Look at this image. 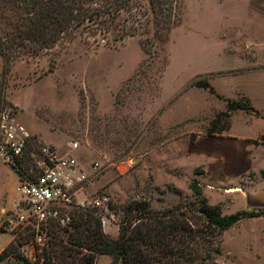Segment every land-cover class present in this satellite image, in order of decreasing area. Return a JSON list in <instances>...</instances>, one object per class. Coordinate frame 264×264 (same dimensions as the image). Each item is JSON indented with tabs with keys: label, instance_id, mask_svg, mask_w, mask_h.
<instances>
[{
	"label": "rangeland",
	"instance_id": "obj_1",
	"mask_svg": "<svg viewBox=\"0 0 264 264\" xmlns=\"http://www.w3.org/2000/svg\"><path fill=\"white\" fill-rule=\"evenodd\" d=\"M223 1L176 0L171 8L168 0L156 9L148 0H129L120 8L96 0L86 4L89 12L80 23L44 48L20 37L19 13L0 6V111H12L40 143L60 154L78 141L80 162L87 168L99 164L87 192L89 199L109 198L112 209L105 231L102 227L108 236L117 235L121 208L130 200L147 198L157 210L190 205L196 198L190 189L193 179L224 214L248 210L249 189L256 197L264 195V119H257L264 112L234 111L228 122L218 121L214 133L208 131L230 100L217 92L233 93L229 72H214L231 65L217 46L218 32L228 24ZM103 2L110 12L89 21L86 17L101 10ZM207 70L213 72L201 74ZM205 81L214 93L195 85ZM259 88H250L252 105L263 109ZM210 141L222 146L209 148ZM156 149H168L181 167L167 169L184 184L181 190L154 186L151 174L141 182V160L150 161ZM2 167L9 178L0 182V192H12L14 201V172ZM113 168L114 179L104 185L101 178ZM257 204L250 210L264 209ZM13 232L15 253L0 264H28L24 255L30 247L24 245L29 239ZM54 234V243L71 246L63 230ZM8 239L0 234V245ZM56 244L52 250L60 253ZM110 262L109 256L97 257V264ZM204 264H264V218H247L225 231L220 254Z\"/></svg>",
	"mask_w": 264,
	"mask_h": 264
},
{
	"label": "trees",
	"instance_id": "obj_2",
	"mask_svg": "<svg viewBox=\"0 0 264 264\" xmlns=\"http://www.w3.org/2000/svg\"><path fill=\"white\" fill-rule=\"evenodd\" d=\"M95 1L0 0V6L10 5L11 11L19 13L22 22L16 30L20 37L39 43L44 48L57 42L59 35L66 32L71 24L80 23L81 16L89 12L86 4ZM107 1H112L120 8L129 0ZM148 1L156 9L168 4V0ZM170 2L173 8L176 0ZM101 7V10H96L86 18L93 21L94 16L97 19L104 11L110 12V5L103 2ZM169 29L170 26L168 31ZM195 85L214 93L207 81L197 82ZM249 104L247 98L226 100V111L219 113L212 121L209 133L215 132L214 126L220 119L228 122L234 111L256 112ZM228 127L230 123L227 124ZM35 144L42 145L36 137ZM190 189L196 198L187 206L177 205L157 210L147 198L128 201L121 208L116 238L103 231L98 209H76L72 230L61 229L67 234V242L71 246L53 243L45 252L42 264H55L56 259L62 264H97L99 255L109 256L110 264H204L220 254L221 237L225 231L244 219L264 217L262 209L224 214L220 205L209 203L197 179L191 181ZM108 208L112 209L110 203ZM114 216L116 217L115 213ZM194 219L201 220V224ZM54 244L61 249L60 253L52 250ZM13 249L16 250V246L11 242L0 253V263L11 253H15Z\"/></svg>",
	"mask_w": 264,
	"mask_h": 264
},
{
	"label": "built area",
	"instance_id": "obj_3",
	"mask_svg": "<svg viewBox=\"0 0 264 264\" xmlns=\"http://www.w3.org/2000/svg\"><path fill=\"white\" fill-rule=\"evenodd\" d=\"M79 150L78 141L71 142L64 154L51 145L37 146L35 136L12 111L0 112V164L18 177V198L3 226L29 239L24 245L30 247L24 255L29 264L43 263L45 252L56 240V230H72L76 209H98L102 227L109 220V198L89 199L87 192L99 164L85 167ZM110 217L115 218L114 214Z\"/></svg>",
	"mask_w": 264,
	"mask_h": 264
},
{
	"label": "crops",
	"instance_id": "obj_4",
	"mask_svg": "<svg viewBox=\"0 0 264 264\" xmlns=\"http://www.w3.org/2000/svg\"><path fill=\"white\" fill-rule=\"evenodd\" d=\"M220 3L226 9L224 14L228 16L227 18L228 24L222 26L221 30L218 32L217 38L220 41V45L217 46L219 47L220 55L225 54L230 57L231 65L230 67H226V66L221 67L220 70H215L214 72L217 71L229 72L228 76L226 75V77H230L231 79H233L231 81V88L233 90L232 89L230 90L233 93L230 94L231 96H226L225 94L219 93L216 90L215 91L217 92V94L224 97L225 99L239 100L242 98H247L250 104L252 105V102L254 101V97L253 94L251 93V89H250L251 87L260 86L259 88L260 95H264V0H258L257 2H254L253 0H227V1L224 0L223 2ZM228 39H229L228 43L223 42V41H227ZM207 72H213V71L207 70L201 74H205ZM223 76L224 75L218 77H223ZM124 81L125 80H122L121 82ZM252 107L256 111L253 113L256 114L257 116L260 115L259 111L264 112V108L256 109L253 105ZM257 119H264V117H260ZM245 141L246 139L241 142H245ZM216 144L218 148L222 146V143L220 141L216 143L214 142L213 144L210 141L207 147L208 146L209 148L210 146L216 147ZM169 152L170 151L168 149L164 152L156 149L153 150V152H151L150 161H146V159L141 160L142 168H138V169L141 175L143 176L140 178L142 183H145L147 177L151 174L152 184L154 186L168 185V186H174L180 190L181 188H183L184 184H181L179 182V178L177 177V175L167 171V169L171 170L173 168H177L178 166L175 165L173 159L169 158ZM170 162H173V166L168 165ZM147 165L149 167H147ZM113 166H117V165L113 164ZM178 168L181 169V167L179 166ZM14 175L16 179V183H15V187H16L18 183V177L15 173ZM115 175H116L115 168L110 169L103 175L101 181H103V184L105 185L107 181L114 179ZM8 178H9L8 171L5 167H2L1 164L0 182L5 181ZM249 190L246 192L250 200L248 210H250L251 207H256L258 205L257 204L258 201L264 205V195L256 197L254 194L250 193L251 191ZM14 197L15 195H13L12 192L10 193L0 192V234H2L3 236H6V234L9 235V239L4 244L0 245V253L11 242V233L8 230H6L3 225H4V221L7 219V214L13 209V202L15 201V200L13 201ZM254 211H258V210H254ZM107 225L108 224L106 223L103 226L104 231ZM116 227L118 229L117 225ZM117 236H118V231H117V235L112 237L115 238Z\"/></svg>",
	"mask_w": 264,
	"mask_h": 264
}]
</instances>
